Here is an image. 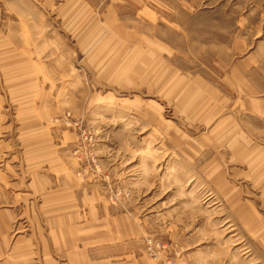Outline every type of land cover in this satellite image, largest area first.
<instances>
[{
  "label": "rangeland",
  "instance_id": "rangeland-1",
  "mask_svg": "<svg viewBox=\"0 0 264 264\" xmlns=\"http://www.w3.org/2000/svg\"><path fill=\"white\" fill-rule=\"evenodd\" d=\"M69 180L156 264H264V0H0V264H66Z\"/></svg>",
  "mask_w": 264,
  "mask_h": 264
},
{
  "label": "crops",
  "instance_id": "crops-1",
  "mask_svg": "<svg viewBox=\"0 0 264 264\" xmlns=\"http://www.w3.org/2000/svg\"><path fill=\"white\" fill-rule=\"evenodd\" d=\"M62 174L65 178L63 172ZM41 180L44 181L46 179L42 176ZM13 184L14 182L11 183V185ZM16 184L19 183L16 182ZM25 184L27 187L32 188L33 197H35L34 179L26 178ZM36 184L39 185L40 196H46L47 188L45 189L44 186L40 184L39 176L36 177ZM69 184V187H72V189L74 188V190H72V198H70V196L69 200L67 198L60 199L59 211L61 216L60 219L67 221L66 228H62L64 237L62 242L63 257L66 264H82L77 260L86 262L87 258L89 260L93 259L92 263L96 264H156L153 260L141 254V249L143 247L142 239L144 238L146 230L142 221L139 219L137 220L135 216L137 212L135 209L131 210L125 207L123 208L120 205H112L108 202L104 193H99L98 188H94L95 203L88 197V203L85 206L82 194H79L76 190L79 186H77L76 182L71 184L70 180ZM27 195L31 196L29 192ZM42 201L44 202H40V206L44 207L46 201L45 199ZM36 205V203L29 202V208L34 206L36 209ZM18 207H20V204H18ZM38 213L43 214L40 215L41 220L49 219L46 216V211ZM30 214H34L33 219L37 220L35 217L36 213ZM49 214H51L50 211ZM91 217L93 219L96 218V226L94 221H89L88 218ZM85 218L87 220H85ZM50 219L52 220V216H50ZM253 239V242L256 244L260 243L256 241L255 237H253ZM259 239H261V236ZM261 246L260 244L259 248ZM197 253L198 252H192L186 254L188 264H205L202 262H195L194 257ZM93 256L96 257L93 258ZM208 264L226 263H224V261L222 263L221 261H212Z\"/></svg>",
  "mask_w": 264,
  "mask_h": 264
}]
</instances>
